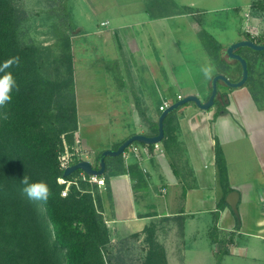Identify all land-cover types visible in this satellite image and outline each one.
I'll use <instances>...</instances> for the list:
<instances>
[{"label":"crops","instance_id":"1","mask_svg":"<svg viewBox=\"0 0 264 264\" xmlns=\"http://www.w3.org/2000/svg\"><path fill=\"white\" fill-rule=\"evenodd\" d=\"M86 13V29L94 30L86 39L98 38L105 77H113V64L114 70H122L120 97L118 92L109 94L106 100L114 109L108 108L123 117L124 111L138 112L139 130L128 132L114 147L134 134L155 135L161 107L172 104L170 95L177 100L198 95L206 101L216 75L239 81L241 66L225 53L230 45L250 38L264 43V0H129L105 8L102 20L92 9ZM222 13L226 15L221 29L231 33L214 36L208 32L211 23L206 15ZM208 35L222 47L221 63L206 49ZM78 37L74 49L85 51L89 44ZM200 44L215 70L210 79L195 83L186 62L193 45ZM238 53L252 66L249 84L239 88L224 84L230 89L218 92L212 109L203 111L190 103L168 121L169 133L178 136L181 148L177 170L166 150L131 160L128 166L123 158L109 161L111 169L121 164L125 168L107 172L105 222L111 243L136 235L138 242L146 243L142 252L148 255L152 241L164 250L166 264H264V57L247 48ZM164 62L175 65L165 67ZM80 138L77 142L97 165L99 154ZM217 141L229 188L239 193L238 213L228 204L231 192L227 194L219 178ZM111 147L101 152L115 149Z\"/></svg>","mask_w":264,"mask_h":264},{"label":"trees","instance_id":"2","mask_svg":"<svg viewBox=\"0 0 264 264\" xmlns=\"http://www.w3.org/2000/svg\"><path fill=\"white\" fill-rule=\"evenodd\" d=\"M22 20L21 12L11 0H0V65L12 57H19L20 61L6 70L14 76L18 91L14 89L11 102L0 107V264H108L104 247L110 244L111 235L89 191L92 185L82 182L84 192L73 188L67 197L61 196L63 185L58 179L63 171L58 153L62 147L61 135L68 129L65 123L55 126L54 112L61 110L66 116L68 114L65 105L59 108L55 105L54 94L61 86L43 74L36 51L19 42ZM205 46L219 61L221 45L208 35ZM255 53L264 57V52ZM248 63L250 77L246 84L252 80V66L249 60ZM221 66L224 70L229 68L226 63ZM3 75L0 72V76ZM217 103L218 99L215 105ZM176 111L165 119L162 142L175 170L181 148L178 136L169 133L167 125ZM155 129L157 134L158 123ZM216 144L219 178L228 194L232 189L229 188L226 162L219 142ZM101 156L102 152L97 157V165ZM121 158L106 159L104 176L108 191L107 172L125 171L123 164L111 169L109 161L120 162ZM25 175L30 183L45 181L49 185L51 195L46 203L26 196L25 185L21 183ZM150 245L147 264H166L164 250L152 241Z\"/></svg>","mask_w":264,"mask_h":264},{"label":"rangeland","instance_id":"3","mask_svg":"<svg viewBox=\"0 0 264 264\" xmlns=\"http://www.w3.org/2000/svg\"><path fill=\"white\" fill-rule=\"evenodd\" d=\"M11 1L14 7L21 12L23 18L18 31L19 42L36 51L38 64L43 74L61 86L55 91L54 101L56 108L65 105L68 116L65 115V111L56 109L54 123L59 127L65 123L68 131L61 135L62 147L58 153L59 166V159L64 152L68 150L71 153L74 148L81 147V143L77 142L80 137V140L88 142L98 155L103 147L112 146V149L128 132L139 130L137 111H124L123 117L120 111L115 112L108 108L110 106L114 109L113 104L106 100L109 94L113 95L118 92L117 97H120L118 84L121 80L122 70L120 72L118 69L114 70L116 65L113 64V77H105V61L98 53V38L86 39L88 33H94L93 29H86L89 22L86 12L89 9L95 13L98 12L97 16L102 20L105 17V8L113 7L116 1L125 4L129 0ZM225 15V13L206 15L207 21L211 23L208 32L214 36L221 35L222 32L231 33V30L223 31L221 29ZM77 37L85 38L90 47L84 46L85 51H75L77 48L74 49L73 40ZM193 46L186 65L192 75V81L197 83L204 78L200 68L204 63L209 62V59L203 45ZM90 48L93 52H89ZM169 64L171 66L174 63L164 62L161 65L168 67ZM126 71L130 73L127 68ZM180 72L179 70V75ZM223 89L230 88L221 82L219 91L221 92ZM184 90L186 91V89ZM168 98L171 103L179 100L176 95H170ZM112 111L115 112V115L110 116ZM139 115L141 116L140 111ZM90 160L92 161L91 157ZM91 185L89 191L105 219V208L109 204V191L106 185L101 187ZM81 189L82 192L85 191L82 187ZM146 248V243L138 242L137 236L131 235L110 242L104 247V256L108 264H147L148 255L142 252Z\"/></svg>","mask_w":264,"mask_h":264},{"label":"water","instance_id":"4","mask_svg":"<svg viewBox=\"0 0 264 264\" xmlns=\"http://www.w3.org/2000/svg\"><path fill=\"white\" fill-rule=\"evenodd\" d=\"M242 48L250 49L254 52H264V43L259 41H254L252 39H243L234 44L230 45L225 53L228 55L230 59L236 60L240 63L241 66V79L239 81H232L224 74H218L213 78L212 81V90L209 98L206 101L200 99L198 95H187L178 101L169 105L164 111H162L159 120H158V133L155 135H145V134H134L126 139L118 149L114 150H106L102 153L99 164L96 166L89 160H82L78 163L70 166L64 171L63 176L69 177L71 174L77 171H83L88 175H96L103 176L106 172V159L108 157L116 158L122 156L124 151L131 146L132 144L139 143L144 145H155L162 143L165 137V119L167 116L190 103L195 104L199 109L203 111H208L215 106V101L219 92V83L222 81L225 85L230 88H239L243 87L249 80L250 71H249V63L248 60L238 53V50ZM238 201H239V193L237 191H233L228 195L227 202L232 207V209L238 213Z\"/></svg>","mask_w":264,"mask_h":264},{"label":"built area","instance_id":"5","mask_svg":"<svg viewBox=\"0 0 264 264\" xmlns=\"http://www.w3.org/2000/svg\"><path fill=\"white\" fill-rule=\"evenodd\" d=\"M246 17L249 18L250 14L248 13L246 15ZM245 27H246L247 31H250L249 25H245ZM255 38H257L256 35H255ZM254 41H259V40H254ZM178 98L181 99L182 97L179 96ZM167 107H168V105L162 106L160 110L164 111ZM153 152L164 154L165 148H164L163 144L159 143V144H155L152 146L139 144V143L132 144L131 146H129L124 151V153L122 154V158L128 166V164L130 163L131 160L135 159L137 161H141L144 156L151 157V154ZM88 154L89 153L84 151L82 149V147L74 148V151L71 153L68 152V150L66 152H64L59 159L60 160V169L63 171V174L67 168L78 163L79 161H82V160L91 161L90 156ZM142 170L144 173H147V170L145 168H142ZM58 180H59V184L63 185V190L61 192L62 197H67L73 188H76L79 191H83L81 189V183L82 182H87V183H90L93 185H97L99 187L106 185V179H105L104 175L103 176L88 175L83 171H81L77 175H75V173H73L69 177L62 176Z\"/></svg>","mask_w":264,"mask_h":264},{"label":"clouds","instance_id":"6","mask_svg":"<svg viewBox=\"0 0 264 264\" xmlns=\"http://www.w3.org/2000/svg\"><path fill=\"white\" fill-rule=\"evenodd\" d=\"M19 62V57H12L5 60L3 64L0 65V72L4 73L3 76H0V107H3L11 102L12 92L14 89L18 91V85L14 76L11 72L6 70L11 68L14 64L18 65ZM214 70V65H212L210 61L204 63L200 68V72L203 76L209 79L211 78ZM29 181L30 178L26 175L21 179V183L25 185L23 192L26 196L30 200L46 203L51 195L49 185L45 181H35L31 183Z\"/></svg>","mask_w":264,"mask_h":264}]
</instances>
